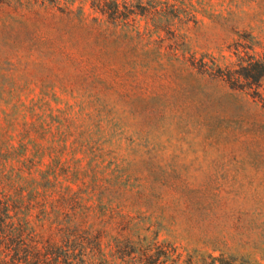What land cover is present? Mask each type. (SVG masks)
Here are the masks:
<instances>
[{"label": "rangeland", "instance_id": "obj_1", "mask_svg": "<svg viewBox=\"0 0 264 264\" xmlns=\"http://www.w3.org/2000/svg\"><path fill=\"white\" fill-rule=\"evenodd\" d=\"M127 1L0 8V135L50 123L91 203L183 264H264V0Z\"/></svg>", "mask_w": 264, "mask_h": 264}, {"label": "trees", "instance_id": "obj_2", "mask_svg": "<svg viewBox=\"0 0 264 264\" xmlns=\"http://www.w3.org/2000/svg\"><path fill=\"white\" fill-rule=\"evenodd\" d=\"M24 1L0 0V8ZM92 7L113 17L122 16V7L131 11L127 0H92ZM50 132V123L25 121L16 135H0L7 138L0 142V264H183L173 246L132 235L135 219L111 201L91 203L98 184L94 168L95 186L83 189L88 172L56 162ZM74 184L81 186L75 190ZM107 217L121 219L115 235L106 229ZM211 259L216 264L221 258Z\"/></svg>", "mask_w": 264, "mask_h": 264}]
</instances>
